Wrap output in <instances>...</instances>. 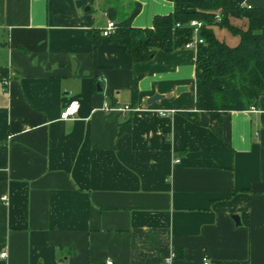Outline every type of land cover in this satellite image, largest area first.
<instances>
[{
  "label": "crops",
  "instance_id": "crops-1",
  "mask_svg": "<svg viewBox=\"0 0 264 264\" xmlns=\"http://www.w3.org/2000/svg\"><path fill=\"white\" fill-rule=\"evenodd\" d=\"M136 3L140 29L194 9L0 0V264H264V97L222 124L183 116L196 112V50L135 63L102 34ZM73 100L77 115L61 120Z\"/></svg>",
  "mask_w": 264,
  "mask_h": 264
},
{
  "label": "trees",
  "instance_id": "trees-1",
  "mask_svg": "<svg viewBox=\"0 0 264 264\" xmlns=\"http://www.w3.org/2000/svg\"><path fill=\"white\" fill-rule=\"evenodd\" d=\"M191 5L192 11L175 10L170 15L156 16L152 28H134L132 20L141 10L140 4L124 21L115 23L110 41L120 45L135 63L150 61L158 51L173 53L186 48L194 31L190 23L202 22L196 48L195 106L196 112H183L189 120L199 123L197 112L209 114L212 121L222 124L223 116L235 111L257 108L264 97V8L248 7L230 0H169ZM226 30L237 39L230 45L216 36L215 29ZM92 44L99 43V32L93 30ZM0 69V80L7 79ZM132 98L138 99L135 81ZM111 107V106H110ZM130 131V121L120 124L119 134Z\"/></svg>",
  "mask_w": 264,
  "mask_h": 264
},
{
  "label": "built area",
  "instance_id": "built-area-1",
  "mask_svg": "<svg viewBox=\"0 0 264 264\" xmlns=\"http://www.w3.org/2000/svg\"><path fill=\"white\" fill-rule=\"evenodd\" d=\"M203 23L202 22H199V21H192L190 23V26L193 28V31H194V35H193V39L191 42H189L187 45H186V48L187 49H195L198 47L199 44H202L203 43V39L200 38L199 34H200V29L202 27ZM115 30V23L111 20L108 21V24L106 26V28L103 30L102 34L103 36L105 37H109ZM80 109V102L77 101V100H73L65 109L64 111L61 113L60 115V119L63 120V121H68L70 119H73L78 111ZM104 111H110L111 110V107L109 104L105 103L104 104V108H103ZM131 110L130 107L126 106L124 107L121 112H125V111H129ZM256 108L255 107H252L250 109V111H255ZM173 111L169 112L168 114H172ZM161 115H167V113H161ZM179 162V161H177ZM3 201H7V197H3L2 198ZM2 257H5L6 254L3 253L1 255ZM175 255H171L170 258L166 259L164 261V264H171L172 263V260L174 259ZM62 264V263H60ZM108 264H112V263H108ZM163 264V263H162ZM205 264H210L207 260H205Z\"/></svg>",
  "mask_w": 264,
  "mask_h": 264
},
{
  "label": "rangeland",
  "instance_id": "rangeland-1",
  "mask_svg": "<svg viewBox=\"0 0 264 264\" xmlns=\"http://www.w3.org/2000/svg\"><path fill=\"white\" fill-rule=\"evenodd\" d=\"M95 13H98L99 17L102 16V10L100 8H97ZM215 32H216V36L219 39H225L232 46L237 44V39L231 36L226 30L216 28Z\"/></svg>",
  "mask_w": 264,
  "mask_h": 264
},
{
  "label": "water",
  "instance_id": "water-1",
  "mask_svg": "<svg viewBox=\"0 0 264 264\" xmlns=\"http://www.w3.org/2000/svg\"><path fill=\"white\" fill-rule=\"evenodd\" d=\"M98 87H99V85H98ZM99 91H101V88L99 89ZM155 100H157V96L151 98V99L149 100V103H153ZM234 220H235L237 223H239V219H238V217H235Z\"/></svg>",
  "mask_w": 264,
  "mask_h": 264
}]
</instances>
